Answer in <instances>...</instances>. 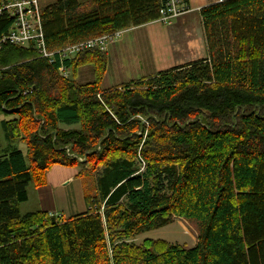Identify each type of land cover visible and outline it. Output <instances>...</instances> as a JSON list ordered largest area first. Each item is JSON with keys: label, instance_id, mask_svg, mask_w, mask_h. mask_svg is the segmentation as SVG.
I'll return each instance as SVG.
<instances>
[{"label": "trees", "instance_id": "1", "mask_svg": "<svg viewBox=\"0 0 264 264\" xmlns=\"http://www.w3.org/2000/svg\"><path fill=\"white\" fill-rule=\"evenodd\" d=\"M161 3L57 0L41 8L47 47L154 22ZM201 17L208 58L109 90L106 51L66 61L65 78L33 47L1 45L0 264H264V0ZM13 25L2 13L0 36ZM55 165L84 166L87 212L23 214ZM175 218L197 224L195 247L133 242Z\"/></svg>", "mask_w": 264, "mask_h": 264}, {"label": "crops", "instance_id": "2", "mask_svg": "<svg viewBox=\"0 0 264 264\" xmlns=\"http://www.w3.org/2000/svg\"><path fill=\"white\" fill-rule=\"evenodd\" d=\"M221 1L189 0L191 12L177 19L167 29H155L153 26L158 23L151 22L125 30L122 37L106 50L108 67L102 89L119 88L154 77L162 71L208 58L201 10ZM94 79L95 70L93 66L87 65L79 70L76 81L79 85H85ZM3 118L0 116V121ZM20 148L25 150L24 147ZM83 167L53 166L47 172V185L40 188L29 186V198L21 204V212L42 211L66 219L86 213L88 206L84 184L79 177Z\"/></svg>", "mask_w": 264, "mask_h": 264}, {"label": "built area", "instance_id": "3", "mask_svg": "<svg viewBox=\"0 0 264 264\" xmlns=\"http://www.w3.org/2000/svg\"><path fill=\"white\" fill-rule=\"evenodd\" d=\"M161 1L159 17L154 21L156 23L172 25L174 21L191 12L189 0ZM41 11L39 0H4L0 6V15L6 12L14 19V25L7 35L0 36V47L8 42L20 47H33L40 59L46 60L51 65L60 63L58 72L65 78H69L72 73L71 68L65 65L66 61L91 49L106 51L124 34L123 30L116 31L67 45L57 51H50L45 39Z\"/></svg>", "mask_w": 264, "mask_h": 264}, {"label": "rangeland", "instance_id": "4", "mask_svg": "<svg viewBox=\"0 0 264 264\" xmlns=\"http://www.w3.org/2000/svg\"><path fill=\"white\" fill-rule=\"evenodd\" d=\"M80 1L85 2L87 0H80ZM55 2H57V0H39L41 8H44L47 5L53 4ZM169 26L170 25L166 26V25H162L158 23L154 25L153 28L163 30V29H167ZM124 38H125V35H124ZM62 128L68 129L69 127L62 126ZM81 162H82V165H86L85 160H81ZM86 181H89V179L87 178ZM32 186L33 185H30V187ZM198 235H199L198 227L195 222H188L183 219L175 218L172 224H170L169 226H166L164 228L151 231L145 234H141L137 236L133 240V242L137 245H140L146 239H154V240L162 239L172 244L181 245L185 248H193L196 246L198 242Z\"/></svg>", "mask_w": 264, "mask_h": 264}]
</instances>
